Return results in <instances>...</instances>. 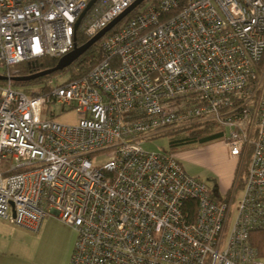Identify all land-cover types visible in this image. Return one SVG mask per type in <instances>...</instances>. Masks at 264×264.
I'll return each instance as SVG.
<instances>
[{"label": "built area", "instance_id": "2783aa9c", "mask_svg": "<svg viewBox=\"0 0 264 264\" xmlns=\"http://www.w3.org/2000/svg\"><path fill=\"white\" fill-rule=\"evenodd\" d=\"M90 1L0 0V76L60 60L137 0H98L76 28ZM100 41L77 80L0 82V219L37 234L55 212L77 233L70 264H264V0H155ZM196 123L238 168L250 154L242 189L144 149Z\"/></svg>", "mask_w": 264, "mask_h": 264}, {"label": "crops", "instance_id": "0c3cea01", "mask_svg": "<svg viewBox=\"0 0 264 264\" xmlns=\"http://www.w3.org/2000/svg\"><path fill=\"white\" fill-rule=\"evenodd\" d=\"M217 144L216 146H221ZM224 157L232 167L235 161ZM231 177V175H230ZM230 179L227 189L232 184ZM220 193L219 183L217 182ZM229 192V191H228ZM77 240L76 231L53 212L37 234L15 227L0 219V264H70Z\"/></svg>", "mask_w": 264, "mask_h": 264}, {"label": "trees", "instance_id": "16d2710c", "mask_svg": "<svg viewBox=\"0 0 264 264\" xmlns=\"http://www.w3.org/2000/svg\"><path fill=\"white\" fill-rule=\"evenodd\" d=\"M154 2L155 0H150ZM144 4V3H143ZM142 4V5H143ZM141 6V5H140ZM140 8L133 11L123 22H121L116 28H114L111 32H109L105 37L110 36L115 33L118 29H120L124 24H126L131 18H133L139 11ZM90 39L80 38L78 39V46H82L87 43ZM99 41L97 44L92 46L89 51L81 58H79L71 67L68 69L53 74L51 76L39 78L37 80L28 82V83H14L13 85L17 88L29 89L32 86H41L45 84L50 78H53L56 75H61L65 73H70L69 81L77 80L84 75L88 74L96 65H98L102 61V52L100 49ZM58 59H42L37 63H22L16 66V70L18 71V77H27L31 75H35L41 71L52 69L56 67ZM4 84V83H2ZM180 132L184 134L178 136L171 142V146L175 148L178 145L181 146H192L199 145L202 147L221 143L224 140L223 133L214 123H196L195 125L183 129H179ZM164 133V132H163ZM161 133V134H163ZM171 154L176 155L174 152H170ZM250 154L246 158V160L241 165V168L237 169L236 177H238V189H242L244 187L246 176L248 172ZM247 165L246 170L243 169V166ZM245 168V167H244ZM213 188L218 193L217 182H214ZM229 191L227 194H229ZM221 200L220 196L216 197ZM250 241L252 246L257 250L259 256L264 259V232L255 231L250 235Z\"/></svg>", "mask_w": 264, "mask_h": 264}, {"label": "rangeland", "instance_id": "374dc122", "mask_svg": "<svg viewBox=\"0 0 264 264\" xmlns=\"http://www.w3.org/2000/svg\"><path fill=\"white\" fill-rule=\"evenodd\" d=\"M151 3L152 1L146 0L140 8L142 9ZM54 78H60L62 81H69L70 73L56 75ZM36 87L37 86H32L31 88ZM58 120L60 123L65 125H75L78 122V117L75 112H70L60 117ZM182 134L184 133L180 132L179 129L166 130L163 134L147 138L144 149L148 152H174L181 162L184 170L190 176L208 183L211 187H213L214 182H218L220 194L226 195L234 183L238 167H232V165L227 162L226 157H224L222 142L219 143L222 144L221 146H216L218 143H215L205 147L199 145L185 147L178 145L173 148L171 146V142ZM241 167L242 166L239 168ZM246 168L247 165L243 166V169L246 170ZM230 179L233 181L230 189H227L226 185L229 183ZM240 196L241 193H238V198H240ZM30 233L35 234L33 232Z\"/></svg>", "mask_w": 264, "mask_h": 264}, {"label": "water", "instance_id": "95a60500", "mask_svg": "<svg viewBox=\"0 0 264 264\" xmlns=\"http://www.w3.org/2000/svg\"><path fill=\"white\" fill-rule=\"evenodd\" d=\"M98 0H91L87 5L86 9L82 13L79 21L76 24V28L80 24L83 17L87 14V12L93 7V5ZM146 0H137L132 6H130L123 14L113 20L106 28L100 31L95 37L90 39L87 43L82 46H76L74 51L64 56L59 60L56 67L48 70L41 71L35 75L27 76V77H15L8 79L6 77L0 76V82L11 81L13 83H28L39 78L51 76L53 74L62 72L69 67H71L79 58L83 57L89 49L97 44L103 37H105L109 32H111L117 25H119L126 17H128L137 7H139Z\"/></svg>", "mask_w": 264, "mask_h": 264}]
</instances>
